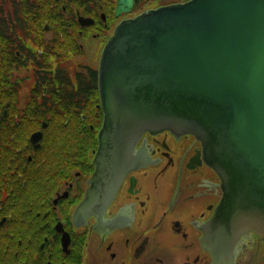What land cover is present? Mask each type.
<instances>
[{"label": "flooded vegetation", "instance_id": "1", "mask_svg": "<svg viewBox=\"0 0 264 264\" xmlns=\"http://www.w3.org/2000/svg\"><path fill=\"white\" fill-rule=\"evenodd\" d=\"M142 1L116 17L117 0H0V264H264L254 231L215 232L223 184L193 135L102 161L98 65L68 60L84 40L99 64L121 21L186 2Z\"/></svg>", "mask_w": 264, "mask_h": 264}, {"label": "water", "instance_id": "2", "mask_svg": "<svg viewBox=\"0 0 264 264\" xmlns=\"http://www.w3.org/2000/svg\"><path fill=\"white\" fill-rule=\"evenodd\" d=\"M133 5L117 0L115 16ZM98 86L106 167L121 171L116 152L143 133L193 135L223 184L215 232L264 240V0H186L121 21Z\"/></svg>", "mask_w": 264, "mask_h": 264}, {"label": "rangeland", "instance_id": "3", "mask_svg": "<svg viewBox=\"0 0 264 264\" xmlns=\"http://www.w3.org/2000/svg\"><path fill=\"white\" fill-rule=\"evenodd\" d=\"M146 1V0H145ZM145 1H142L141 6H140V11H143L144 9L148 8L149 4H145ZM173 1H178V0H160V5L161 4H167ZM138 11V12H140ZM83 45H84V53L82 54V56L79 57H72L68 60V63L71 64V66H75L77 63L80 62H85V64H87L88 66H93V68L95 69L96 66L98 65V57L99 54L95 53L98 50V46L96 42H91V43H85L83 40ZM70 66V68H71Z\"/></svg>", "mask_w": 264, "mask_h": 264}]
</instances>
